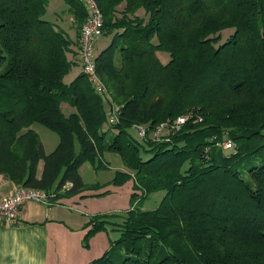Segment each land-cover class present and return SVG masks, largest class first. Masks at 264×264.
<instances>
[{
  "label": "trees",
  "instance_id": "trees-1",
  "mask_svg": "<svg viewBox=\"0 0 264 264\" xmlns=\"http://www.w3.org/2000/svg\"><path fill=\"white\" fill-rule=\"evenodd\" d=\"M62 1L77 38L87 12L79 0ZM48 2L0 0V173L43 190L50 205L99 189L78 168L95 160L105 168L102 153L114 151L125 169L111 182L130 180L133 191L123 213L84 224L85 247L108 221L119 231L88 264H264V0H96L111 34L95 55L103 96L82 70L64 82L79 62L76 39L43 19ZM107 101L119 107L116 122ZM64 102L74 111L65 115ZM185 114L169 140L149 137ZM34 122L58 134L51 152ZM134 124L145 138L130 134ZM106 128L115 131L109 139ZM158 191V205L142 209Z\"/></svg>",
  "mask_w": 264,
  "mask_h": 264
},
{
  "label": "rangeland",
  "instance_id": "rangeland-1",
  "mask_svg": "<svg viewBox=\"0 0 264 264\" xmlns=\"http://www.w3.org/2000/svg\"><path fill=\"white\" fill-rule=\"evenodd\" d=\"M46 7V12L43 15V19L51 21L53 23L59 24L69 37L76 39V23L73 20L72 14L68 12L67 4L62 0H48ZM120 15V14H119ZM227 30V29H226ZM228 34V32L224 33V37ZM222 37V40H224ZM111 40V34L103 33L100 38H98L93 47V54L96 55L102 50ZM158 57L162 62H166L169 59V54L166 51H158ZM78 62V61H77ZM81 71V64L80 62L75 63L72 65L70 71L65 75L63 78L64 82H69L75 75ZM61 111L67 115L70 112L74 111V108L70 106L68 103L64 102L61 103ZM191 117V116H190ZM188 118V120L190 119ZM198 121L199 117H196ZM188 120L186 122H188ZM158 123V125H160ZM184 124H186L184 122ZM34 129L42 141L43 148L45 153L51 152L59 142V136L55 132L48 128L47 126L34 122L31 126ZM106 138L109 139L113 134L114 130L111 128H106ZM130 134L137 136L136 129L132 126L129 128ZM148 134H152V130L148 131ZM223 143V144H222ZM222 147H225L224 142H222ZM74 149L75 152L78 153L79 151V144L78 141L75 139L74 141ZM228 152V151H225ZM101 160L105 162L108 166L105 168L97 167L98 161L95 160L94 164L90 161H85L79 166L78 171L81 175L82 180L85 183L93 184L99 183L101 184L99 189L96 190H86L91 193L82 192L77 194L83 198V201L72 203V201L68 200H58L60 203L63 202L65 205L64 208L60 211V216L65 218L66 223L72 227L71 235L74 237L76 243H80L81 250H89L91 255L96 256L94 258L99 257L104 251H106L113 240H115L119 236V231L114 229L118 226L117 223H110L108 221V230L104 231H96L94 235H92L88 240V246H84L83 237L85 234L84 224L89 220L90 216L101 214V213H123L129 207V197L132 189V182L129 180L122 185H114L111 180L115 175L116 170H124L125 166L123 165L122 159L120 155L114 151L104 150L101 155ZM43 162L42 160L39 161L38 164V171L41 170ZM8 179V178H7ZM106 191L105 193H102ZM98 193V195H97ZM164 195V191H158L151 193L144 201L142 209L150 210L155 208L160 199ZM75 196V195H73ZM72 197V196H69ZM63 198V197H61ZM60 198V199H61ZM67 198V196H64ZM79 198V197H78ZM57 201V202H58ZM55 202V203H57ZM43 204V203H41ZM49 205V204H45ZM52 205V204H51ZM71 212V219H69L68 215ZM114 222L121 221L123 219L122 214L119 216H110L109 217ZM69 219V220H67ZM77 225V227H75ZM85 255L84 257H86ZM93 258V259H94ZM90 262V261H89Z\"/></svg>",
  "mask_w": 264,
  "mask_h": 264
},
{
  "label": "crops",
  "instance_id": "crops-1",
  "mask_svg": "<svg viewBox=\"0 0 264 264\" xmlns=\"http://www.w3.org/2000/svg\"><path fill=\"white\" fill-rule=\"evenodd\" d=\"M15 188L16 185L0 173V197ZM65 199L73 204L83 201L80 195L58 200ZM64 206L59 201L48 206L25 202L17 223L0 225V264H88L96 254L81 250L80 243H76L70 232L72 227L60 216ZM70 215L71 212L69 219Z\"/></svg>",
  "mask_w": 264,
  "mask_h": 264
},
{
  "label": "built area",
  "instance_id": "built-area-1",
  "mask_svg": "<svg viewBox=\"0 0 264 264\" xmlns=\"http://www.w3.org/2000/svg\"><path fill=\"white\" fill-rule=\"evenodd\" d=\"M86 10V17L79 29L76 38L77 58L81 64V70L91 79L95 91L105 94V86L96 70L95 55L93 47L95 41L103 34V15L96 0H79ZM107 118L109 122H116L119 112L118 105L107 101ZM109 104V105H108ZM192 116L179 115L175 119L166 120L156 125L149 135L153 140H169L171 134L178 132L184 122ZM199 119H201L199 117ZM138 138L146 137V128L142 125L134 124ZM150 130V131H151ZM225 148H230L231 142L224 141ZM27 201L49 204V195L43 190L16 185V188L9 194L0 197V225H11L17 223L22 205Z\"/></svg>",
  "mask_w": 264,
  "mask_h": 264
}]
</instances>
